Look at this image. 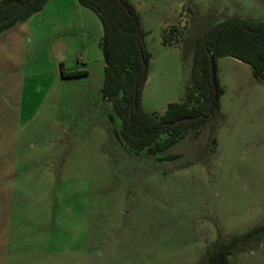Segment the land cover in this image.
Segmentation results:
<instances>
[{
	"label": "rangeland",
	"instance_id": "1",
	"mask_svg": "<svg viewBox=\"0 0 264 264\" xmlns=\"http://www.w3.org/2000/svg\"><path fill=\"white\" fill-rule=\"evenodd\" d=\"M127 1L148 54L139 108L157 117L182 100L198 37L231 17L264 21V0ZM78 9L92 51L65 65L84 76L61 78L37 40L0 47V166L23 195L0 203V264H264V233L244 237L264 223V84L216 59L210 124L161 154L135 153L113 136L120 122L101 94L99 20Z\"/></svg>",
	"mask_w": 264,
	"mask_h": 264
},
{
	"label": "trees",
	"instance_id": "2",
	"mask_svg": "<svg viewBox=\"0 0 264 264\" xmlns=\"http://www.w3.org/2000/svg\"><path fill=\"white\" fill-rule=\"evenodd\" d=\"M47 1L0 0V35L38 13ZM76 1L99 20L108 61L104 65L101 94L104 100L111 103L120 122L119 129L113 131V136L135 153L145 151L148 155L161 154L176 144L183 132L188 130L198 135L200 128L210 124L217 114L222 89L215 79L216 99L209 108V55L214 63L218 58H232L248 65L253 79L264 84V21L227 18L196 39L182 100L168 104L164 113L158 117L148 115L139 108L142 87H139V83L148 54L143 47L134 8L127 0ZM174 30L173 27L169 32ZM58 69L61 78L87 74L85 70L66 71L60 63ZM133 90L137 92L135 109L132 108ZM177 121L179 122L174 124ZM255 233H264V223L244 237ZM237 240L233 238L229 244ZM225 255L226 252L222 253L224 262Z\"/></svg>",
	"mask_w": 264,
	"mask_h": 264
},
{
	"label": "crops",
	"instance_id": "3",
	"mask_svg": "<svg viewBox=\"0 0 264 264\" xmlns=\"http://www.w3.org/2000/svg\"><path fill=\"white\" fill-rule=\"evenodd\" d=\"M78 6L80 5L76 0H48L38 13L10 30L9 33H7L8 31L3 33L7 34V36L4 39L0 38V47L4 50L7 48V51L13 53L20 49L21 44H32L37 40L39 45L43 43V51H54L56 53V61L58 64H62L66 71H80L81 68L79 69L78 66H82L88 60L90 55L88 51H92V46L87 48V45L81 44L77 38L78 30H76L74 18L82 12L78 9ZM65 55L80 64L77 65V69H67ZM6 163L4 166H0V187L3 189L0 192V203L3 205L1 209H6L7 211V207L5 206H8L12 198H21L23 195L13 196V186L11 187L10 183L16 182L17 179H12L13 171L9 163ZM48 172L46 170L44 175V178L47 179V184L52 185L54 183L55 185L56 180L58 183L60 178L53 180L51 175H48ZM45 197H47L46 194ZM83 248L85 249L86 247Z\"/></svg>",
	"mask_w": 264,
	"mask_h": 264
},
{
	"label": "water",
	"instance_id": "4",
	"mask_svg": "<svg viewBox=\"0 0 264 264\" xmlns=\"http://www.w3.org/2000/svg\"><path fill=\"white\" fill-rule=\"evenodd\" d=\"M101 55L104 62V65H107V54H106V45H105V38H101ZM208 74H209V91H210V98H209V108L213 106V103L216 99V82H215V66L211 55L208 56ZM144 73H145V66L143 65V72L142 77L139 83V87L142 86L144 81ZM136 90L132 91V108L135 109V100H136ZM179 121L175 122L177 124Z\"/></svg>",
	"mask_w": 264,
	"mask_h": 264
}]
</instances>
